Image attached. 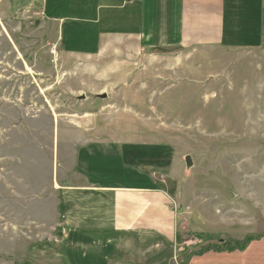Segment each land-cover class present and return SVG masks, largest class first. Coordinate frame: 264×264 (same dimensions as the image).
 Listing matches in <instances>:
<instances>
[{
	"label": "rangeland",
	"instance_id": "obj_1",
	"mask_svg": "<svg viewBox=\"0 0 264 264\" xmlns=\"http://www.w3.org/2000/svg\"><path fill=\"white\" fill-rule=\"evenodd\" d=\"M47 1L0 0V264H108L114 249L109 239L114 233L80 231L67 241V231L62 227L63 198L56 197L53 189L54 182H71L64 176L73 164L71 153L65 159L66 148L77 150L84 143L102 139L121 147L129 143L126 147L135 151L136 161L141 162L126 169L124 160L114 161V157L111 165L105 164V170L111 168L110 178L117 182L124 178L131 181L128 173L138 171L139 164L142 168L153 164L162 186L176 203L172 202L180 231L177 244L189 251L185 254L190 257L194 253L190 235L220 238L202 230L192 231L184 214L185 191L196 171L230 177L225 190L232 194L238 193L240 185L248 191H264V185L255 180L264 175V136L252 134L240 140L235 134L245 119L264 130V47L254 55L243 56L251 61H242L247 70L242 77L239 72L235 80L233 75L228 80L222 92L228 95L226 101L213 103L216 118H222V125L234 134L182 133L185 121L197 131L196 120L206 116L204 125L215 126L211 105L204 103L199 92L191 94L193 88L187 92L172 87L163 96L155 84L146 86L148 74L157 77L159 73L160 63L153 61L152 51L139 55L147 58L146 65L142 60L133 67L119 65L131 67L123 70L114 68L124 57L119 48L85 65L64 56L57 42V28L44 13ZM49 2L50 11L77 15L78 0ZM94 9L95 4L90 3L89 16H94ZM109 23L103 20L99 27L117 26L112 20ZM163 62L168 72L172 70L169 61ZM138 78L140 85L135 83ZM101 94L108 98L100 99ZM251 122L246 124L249 129ZM244 150L246 158L240 155ZM213 151L220 153L219 158L205 163L206 155L210 158ZM254 154L258 155L256 164L251 161ZM188 155L197 159V170L187 171ZM246 160V167L235 166ZM240 174L247 177L246 183L240 181ZM228 239L234 238L224 237ZM189 262L184 258L179 264Z\"/></svg>",
	"mask_w": 264,
	"mask_h": 264
},
{
	"label": "crops",
	"instance_id": "obj_2",
	"mask_svg": "<svg viewBox=\"0 0 264 264\" xmlns=\"http://www.w3.org/2000/svg\"><path fill=\"white\" fill-rule=\"evenodd\" d=\"M90 3L95 4L94 16L88 15ZM50 4L49 0L44 2V13L57 28V42L64 56L74 57L85 65L96 63L111 53L112 48H119L124 57L114 68L123 70L131 67L119 65L133 67L141 60L146 61L147 58H139L140 54L152 51L153 61L158 59L160 63L159 73L157 77L148 74L146 86L155 84L163 96L168 88L182 87L187 92L193 88L191 94L199 92L204 103L211 105L215 118L213 103L226 101L227 94L222 92L228 87V80L232 75L235 80L234 76L239 72L242 77L247 70L242 61L250 60L242 59L243 56L254 55L264 47V0H78L77 15H59L55 10H49ZM103 20L108 26L112 20L117 26L100 28ZM163 61H169L172 70L168 72ZM135 83L140 85L142 82L138 78ZM99 96L100 99L108 98L107 94ZM204 119L196 120L197 131L194 125L185 121L181 132L214 136L234 134L222 125V118L214 120V127L204 125ZM250 122L245 119L243 126L241 123L235 133L241 136L238 139L252 134L263 139L264 130H258L254 122L249 129L246 124ZM124 145L117 146L116 142L102 139L84 143L77 150L66 148L65 159L71 153L69 159L73 164L69 171H64V176L71 182H56V185L54 182L53 189L58 194L56 197L63 198V204L60 203L64 218L62 227L67 231V241L72 233L75 235L80 231L113 232L109 242L113 243L114 249L108 264H179L187 259L189 251L177 244L178 217L172 202L176 203L162 186L153 164H144L147 168L139 164L138 171L129 169L132 179L129 182L125 178L118 182L111 179V168L105 170L103 167L111 165L117 158L124 160L126 169L133 168L136 162L141 163L136 161L135 151L126 147L130 144ZM213 152L210 158L205 154V163L219 158L220 153ZM242 153L240 155L246 158V150ZM240 155H237L238 159ZM190 156L195 171L198 161ZM257 156L254 154L251 160L255 164ZM114 157L116 159L112 161ZM246 164L247 160L235 166L242 168ZM198 173L196 171L185 191L184 214L192 231L202 230L221 240L224 237L263 236L264 191H248L246 186L240 185L238 193L232 194L225 190L230 177ZM239 177L246 183L247 177L242 174ZM255 180L264 185V175ZM218 244L221 242L215 239L202 244L195 241L194 252ZM57 254L61 256V252L57 251ZM225 262L262 264L264 237L245 251L216 252L212 249L202 255H193L188 264Z\"/></svg>",
	"mask_w": 264,
	"mask_h": 264
},
{
	"label": "trees",
	"instance_id": "obj_3",
	"mask_svg": "<svg viewBox=\"0 0 264 264\" xmlns=\"http://www.w3.org/2000/svg\"><path fill=\"white\" fill-rule=\"evenodd\" d=\"M180 231L178 230V233ZM182 237V238H181ZM180 238L183 240V236H180ZM189 238L192 241H197L198 244H202L204 242L210 241V239H212V236L208 235V234H196V235H190ZM263 238V236H248L243 240H235V239H228V240H221V238H218L217 240H219L221 242V244L218 245H208L206 247H203V249L198 250L192 254H190V257L188 256L187 258V262L190 261L193 257V255H202L206 252H209L210 250L214 249L216 252H221V251H226V250H230V251H235V250H240V251H245L249 245L254 242V241H259ZM186 238H184L185 241ZM192 255V257H191Z\"/></svg>",
	"mask_w": 264,
	"mask_h": 264
},
{
	"label": "water",
	"instance_id": "obj_4",
	"mask_svg": "<svg viewBox=\"0 0 264 264\" xmlns=\"http://www.w3.org/2000/svg\"><path fill=\"white\" fill-rule=\"evenodd\" d=\"M103 97L106 98V96ZM185 164L187 171H190L194 168V161L190 155L185 157Z\"/></svg>",
	"mask_w": 264,
	"mask_h": 264
}]
</instances>
